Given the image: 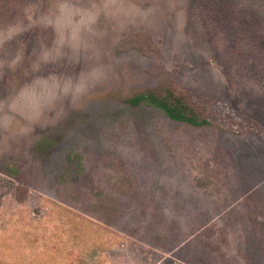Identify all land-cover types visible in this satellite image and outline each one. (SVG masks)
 I'll return each instance as SVG.
<instances>
[{
  "label": "rangeland",
  "instance_id": "obj_1",
  "mask_svg": "<svg viewBox=\"0 0 264 264\" xmlns=\"http://www.w3.org/2000/svg\"><path fill=\"white\" fill-rule=\"evenodd\" d=\"M238 2L0 0V264H264V11ZM163 83L262 133L119 98Z\"/></svg>",
  "mask_w": 264,
  "mask_h": 264
},
{
  "label": "trees",
  "instance_id": "obj_2",
  "mask_svg": "<svg viewBox=\"0 0 264 264\" xmlns=\"http://www.w3.org/2000/svg\"><path fill=\"white\" fill-rule=\"evenodd\" d=\"M220 6L226 7L224 1L220 2ZM235 8L241 12L248 9L264 11V0H259V2L258 0H240L235 5ZM119 98L129 107H139L141 105L150 106L161 111L174 122L183 123L195 128L203 129L217 126L224 131L237 133L236 130L226 127V124H222V121H225V123L227 121L231 125H236L238 121L247 122L249 129L262 133L259 123L249 117L241 115L234 106L227 110H235L234 112L237 113L239 120L231 116H229L230 120L222 119L215 112V108H217L215 101L213 99L208 100L209 96L207 94L190 92L174 83H163L154 87L144 88ZM23 178L21 176L20 182L25 183ZM26 196V188L24 187L22 189L19 187L16 192L17 200L22 202Z\"/></svg>",
  "mask_w": 264,
  "mask_h": 264
}]
</instances>
